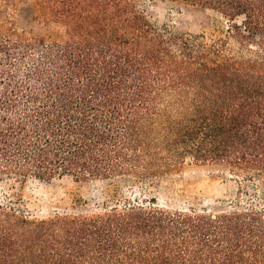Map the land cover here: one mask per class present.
Masks as SVG:
<instances>
[{
	"label": "trees",
	"instance_id": "trees-1",
	"mask_svg": "<svg viewBox=\"0 0 264 264\" xmlns=\"http://www.w3.org/2000/svg\"><path fill=\"white\" fill-rule=\"evenodd\" d=\"M31 1L65 39L0 12V176L147 179L189 159L264 185V0H180L220 14L228 39L158 28L134 0ZM0 264H264V203L46 220L0 204Z\"/></svg>",
	"mask_w": 264,
	"mask_h": 264
},
{
	"label": "rangeland",
	"instance_id": "rangeland-1",
	"mask_svg": "<svg viewBox=\"0 0 264 264\" xmlns=\"http://www.w3.org/2000/svg\"><path fill=\"white\" fill-rule=\"evenodd\" d=\"M136 11L158 28L176 33L227 38L229 23L213 10L180 0H134ZM0 12L16 32L47 44L65 39L63 27L43 22L31 0H0ZM228 47L239 50L229 39ZM245 53V51H243ZM170 211L211 214L264 203V185L237 177L223 164L196 165L189 159L156 178L134 175L75 181L71 177L23 181L0 176V204L33 220L93 215L128 204L152 203Z\"/></svg>",
	"mask_w": 264,
	"mask_h": 264
}]
</instances>
